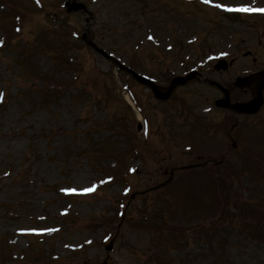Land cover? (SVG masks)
<instances>
[{
  "label": "rangeland",
  "instance_id": "obj_1",
  "mask_svg": "<svg viewBox=\"0 0 264 264\" xmlns=\"http://www.w3.org/2000/svg\"><path fill=\"white\" fill-rule=\"evenodd\" d=\"M65 1L0 0V264H264V110L232 149L205 83L264 63V17L217 6L253 0L97 1L95 42L123 64L162 86L204 76L166 103L77 39Z\"/></svg>",
  "mask_w": 264,
  "mask_h": 264
},
{
  "label": "water",
  "instance_id": "obj_2",
  "mask_svg": "<svg viewBox=\"0 0 264 264\" xmlns=\"http://www.w3.org/2000/svg\"><path fill=\"white\" fill-rule=\"evenodd\" d=\"M72 0H69L68 3H67V8H68V11L71 12V11H76V10H79V9H85V6L83 4H79V3H76L75 1L71 2ZM86 37V35L84 36V38ZM91 44V43H90ZM101 53L104 54L103 51H100ZM134 76L142 83L144 84H147L148 86H150L155 95L157 97H166L168 98L169 94L171 93V91L173 90L174 86V83L177 84V83H181V84H184L188 79L189 77H186V78H177L174 80L173 82V85L171 86L170 90L168 92H166L167 94H161L159 93L158 91V88L156 87V85L148 80H145L143 78H141L139 75H136L134 74ZM191 78V77H190ZM256 80H257V88L258 91H259V99H255V100H252L250 103L248 104H245V105H237L235 106L237 110H240L239 112H245V113H253V112H256L257 110H259L258 108L260 107V104L262 103V96H261V91L262 89L264 88V71L259 73V75L256 77ZM248 81V80H247ZM250 81V80H249ZM165 185V184H164ZM162 185V186H164ZM112 248V245H109L108 249L110 251V249Z\"/></svg>",
  "mask_w": 264,
  "mask_h": 264
},
{
  "label": "flooded vegetation",
  "instance_id": "obj_3",
  "mask_svg": "<svg viewBox=\"0 0 264 264\" xmlns=\"http://www.w3.org/2000/svg\"><path fill=\"white\" fill-rule=\"evenodd\" d=\"M256 30V29H255ZM257 32V34L259 33V31L258 30H256L254 33H256ZM263 34H264V32H263ZM257 44H258V42H257ZM262 52V51H261ZM263 53V52H262ZM252 54L250 53V56H251ZM258 58H253V67H251L252 69H251V73H254V72H258V71H261V70H263L264 69V63L263 64H261V65H258ZM246 72H248V71H246ZM238 76V75H237ZM237 76L236 77H234V78H232V79H228V82L224 85V86H226V87H230L231 86V84H233L234 85V82L236 81V78H237ZM225 87V88H226ZM243 91V93H245V94H248V92H247V90H242ZM219 92H220V94H219V97L218 98H216V101L217 100H219V99H222V98H224L226 95H227V93H226V89H222V90H220L219 89ZM237 92V90H235V91H233L232 93H231V96H230V98H231V102L232 103H234V102H240V101H243V99H245V98H235L234 97V95H235V93ZM248 97V96H247ZM246 97V98H247ZM216 101H215V103H216ZM224 111V113H226V114H233V113H231V112H229V111H226V110H223ZM235 117H236V120H238V118H239V116H237V115H234ZM238 125V123L236 124V125H234V127L235 126H237ZM239 126V125H238ZM236 128V127H235ZM234 128V129H235ZM228 137L229 138H232V136H231V134L229 133V135H228Z\"/></svg>",
  "mask_w": 264,
  "mask_h": 264
},
{
  "label": "snow or ice",
  "instance_id": "obj_4",
  "mask_svg": "<svg viewBox=\"0 0 264 264\" xmlns=\"http://www.w3.org/2000/svg\"><path fill=\"white\" fill-rule=\"evenodd\" d=\"M206 2H212V0H206ZM218 7L223 8L226 11H230V12H238V13H252V12H260V13H264V8H255L251 5H247V4H240V5H217ZM2 98V97H0ZM95 188H84L81 190H77V189H66V191L72 192V193H76L78 191H80L81 193H89L94 191Z\"/></svg>",
  "mask_w": 264,
  "mask_h": 264
}]
</instances>
